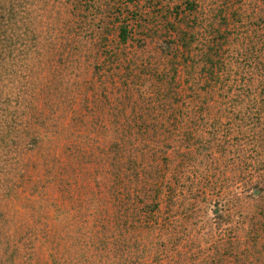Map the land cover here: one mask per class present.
I'll use <instances>...</instances> for the list:
<instances>
[{
	"label": "trees",
	"instance_id": "obj_1",
	"mask_svg": "<svg viewBox=\"0 0 264 264\" xmlns=\"http://www.w3.org/2000/svg\"><path fill=\"white\" fill-rule=\"evenodd\" d=\"M32 244L264 264V0H0V246Z\"/></svg>",
	"mask_w": 264,
	"mask_h": 264
},
{
	"label": "rangeland",
	"instance_id": "obj_2",
	"mask_svg": "<svg viewBox=\"0 0 264 264\" xmlns=\"http://www.w3.org/2000/svg\"><path fill=\"white\" fill-rule=\"evenodd\" d=\"M17 253L16 257L8 259L9 255ZM0 264H52V259L47 255V249L30 246L8 248L0 246ZM65 264H71L66 261Z\"/></svg>",
	"mask_w": 264,
	"mask_h": 264
}]
</instances>
